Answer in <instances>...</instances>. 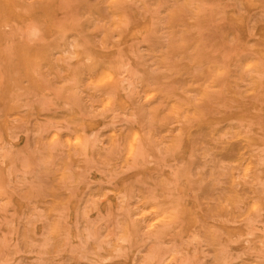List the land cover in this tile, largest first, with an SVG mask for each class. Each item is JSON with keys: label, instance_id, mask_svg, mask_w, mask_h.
<instances>
[{"label": "rangeland", "instance_id": "374dc122", "mask_svg": "<svg viewBox=\"0 0 264 264\" xmlns=\"http://www.w3.org/2000/svg\"><path fill=\"white\" fill-rule=\"evenodd\" d=\"M0 264H264V0H0Z\"/></svg>", "mask_w": 264, "mask_h": 264}]
</instances>
